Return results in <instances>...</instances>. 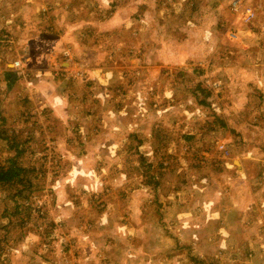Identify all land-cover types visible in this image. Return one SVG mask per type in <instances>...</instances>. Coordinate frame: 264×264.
<instances>
[{"label": "rangeland", "instance_id": "374dc122", "mask_svg": "<svg viewBox=\"0 0 264 264\" xmlns=\"http://www.w3.org/2000/svg\"><path fill=\"white\" fill-rule=\"evenodd\" d=\"M0 131V264H264V0H0Z\"/></svg>", "mask_w": 264, "mask_h": 264}, {"label": "trees", "instance_id": "16d2710c", "mask_svg": "<svg viewBox=\"0 0 264 264\" xmlns=\"http://www.w3.org/2000/svg\"><path fill=\"white\" fill-rule=\"evenodd\" d=\"M5 74L7 76L6 84L8 88H10L11 87L10 75H12V72L7 71L5 72ZM17 137L18 135L14 134L13 132L9 134L8 132L0 131V138L1 139L4 138V140L8 141V146L12 144L9 150H12L14 152V154L4 164L2 165L0 164V185L5 186V188L8 189L15 188L17 190V193L12 197L16 201L22 203L21 201L22 199L25 200L28 199V196H26L25 193L31 187H33V184L27 182V176L31 171H34V168H30L26 166H23L26 168L21 167L22 164L20 163L21 162L20 160L24 156L25 151L22 147V143H19L17 141ZM31 194L32 191L30 192V195ZM154 202L157 203L156 198H154Z\"/></svg>", "mask_w": 264, "mask_h": 264}]
</instances>
